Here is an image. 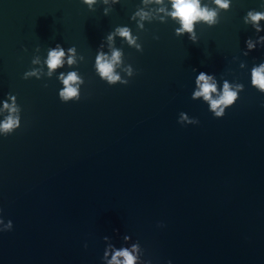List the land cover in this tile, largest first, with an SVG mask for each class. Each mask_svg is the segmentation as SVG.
<instances>
[{
    "label": "water",
    "instance_id": "1",
    "mask_svg": "<svg viewBox=\"0 0 264 264\" xmlns=\"http://www.w3.org/2000/svg\"><path fill=\"white\" fill-rule=\"evenodd\" d=\"M139 4L104 16L80 0H0V99L11 92L22 108L21 128L0 137V207L14 224L0 264H102L103 237L119 247L125 234L153 264H264V95L249 75L264 49L242 54L255 37L243 16L259 0H234L198 43L171 21L146 23L143 52L123 46L136 74L109 86L97 47L117 25L135 32ZM56 43L85 56L78 102H61L55 78H22L36 48ZM193 68L245 84L222 119L191 99ZM181 111L200 123L180 125Z\"/></svg>",
    "mask_w": 264,
    "mask_h": 264
},
{
    "label": "clouds",
    "instance_id": "2",
    "mask_svg": "<svg viewBox=\"0 0 264 264\" xmlns=\"http://www.w3.org/2000/svg\"><path fill=\"white\" fill-rule=\"evenodd\" d=\"M91 12L96 10L97 5L103 6V15L108 16L115 6L121 4V0H80ZM234 0H140L135 11L130 16V22L136 26L133 28L127 24L117 25L103 38L96 50L94 60V72L96 76L109 86L128 85L131 78L136 74L131 63L125 59L124 45L143 52L141 33L145 31L146 23H168L171 21L174 33L177 37H187L192 43H198L197 28L206 26L214 28L220 23L221 14L230 12ZM243 23L250 26L255 37L249 36L245 41L243 56L247 57L257 48L264 49V0H259V8L249 9L243 16ZM159 39L158 36L154 37ZM117 39L121 46H117ZM41 49L36 48L31 60V67L23 73V79L50 80L55 78L62 87L59 88L58 96L61 102H78L81 99V89L85 84L84 76L79 71V65L85 62V56L78 52L75 45L65 47L61 43L49 46L46 56L40 54ZM233 57V61L238 60ZM239 68L246 70L248 65L245 61L239 62ZM194 79V88L191 99L207 105L208 111L216 119H222L227 110L233 108L240 99V94L245 89V84L238 78L229 80L225 75L219 79L216 73L198 71ZM250 85L257 92L264 95V60L253 63L250 69ZM47 85L45 84V87ZM178 123L182 126L198 125L199 119L190 117L187 112L181 111ZM22 108L18 103L17 96L7 92L0 99V137L14 134L21 128ZM163 227L161 223L158 225ZM12 219L5 222L4 208L0 207V234L13 230ZM119 234V230H114ZM105 248L102 256V264H153V259L146 255V249L137 239L125 234L123 243L117 247L112 239L103 237ZM88 247L87 243L84 245ZM167 264H173L171 260Z\"/></svg>",
    "mask_w": 264,
    "mask_h": 264
}]
</instances>
